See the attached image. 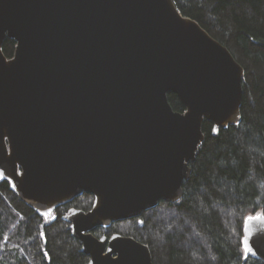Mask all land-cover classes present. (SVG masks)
Segmentation results:
<instances>
[{"label": "water", "instance_id": "obj_1", "mask_svg": "<svg viewBox=\"0 0 264 264\" xmlns=\"http://www.w3.org/2000/svg\"><path fill=\"white\" fill-rule=\"evenodd\" d=\"M244 76L173 0H0V180L43 216L94 195L66 218L89 264H154L133 237L94 231L183 198L204 123L241 122ZM248 230L264 262V223Z\"/></svg>", "mask_w": 264, "mask_h": 264}, {"label": "trees", "instance_id": "obj_2", "mask_svg": "<svg viewBox=\"0 0 264 264\" xmlns=\"http://www.w3.org/2000/svg\"><path fill=\"white\" fill-rule=\"evenodd\" d=\"M173 1L244 68L242 120L228 128L204 123L205 140L181 200L94 234L133 237L150 248L154 264H264L245 258L241 245L244 218L264 213V0ZM16 47L5 41L8 59ZM168 98L175 111H186L177 95ZM95 201L84 193L46 217L0 180V264H89L66 218L74 210L89 212Z\"/></svg>", "mask_w": 264, "mask_h": 264}, {"label": "snow or ice", "instance_id": "obj_3", "mask_svg": "<svg viewBox=\"0 0 264 264\" xmlns=\"http://www.w3.org/2000/svg\"><path fill=\"white\" fill-rule=\"evenodd\" d=\"M215 131H219V129H214ZM259 221L264 223V213H257L255 215H249L244 218V235L241 239L242 251L245 254V258H247V254H255L254 250L251 246V234L249 233L248 226L250 222ZM43 235V234H42ZM261 235H264V230H261Z\"/></svg>", "mask_w": 264, "mask_h": 264}, {"label": "rangeland", "instance_id": "obj_4", "mask_svg": "<svg viewBox=\"0 0 264 264\" xmlns=\"http://www.w3.org/2000/svg\"><path fill=\"white\" fill-rule=\"evenodd\" d=\"M260 213H262V212H260ZM53 214V213H52ZM52 214H50V215H48V216H46V217H50ZM251 254H247V257L248 256H250ZM244 256H245V254H244Z\"/></svg>", "mask_w": 264, "mask_h": 264}]
</instances>
